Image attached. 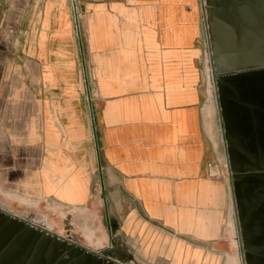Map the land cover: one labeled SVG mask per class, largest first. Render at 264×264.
<instances>
[{
	"label": "crops",
	"instance_id": "1",
	"mask_svg": "<svg viewBox=\"0 0 264 264\" xmlns=\"http://www.w3.org/2000/svg\"><path fill=\"white\" fill-rule=\"evenodd\" d=\"M75 6L79 37L71 0H0L14 29L0 50V193L76 214L100 205L140 263L208 264L231 202L200 1Z\"/></svg>",
	"mask_w": 264,
	"mask_h": 264
},
{
	"label": "rangeland",
	"instance_id": "2",
	"mask_svg": "<svg viewBox=\"0 0 264 264\" xmlns=\"http://www.w3.org/2000/svg\"><path fill=\"white\" fill-rule=\"evenodd\" d=\"M4 13L8 17L11 14L7 15L6 11ZM77 28L79 31V25ZM13 31L12 25L0 23V40H2L0 41V50L6 47V36L12 34ZM206 54L207 49L205 66L209 100L208 114L214 124L217 156L223 180L227 183L225 157L219 135L218 117ZM233 86L234 81L232 79L224 81L221 88V102L226 117V134L231 165L237 177H241L248 171L264 168V127L252 126L247 131L242 129L243 123L236 113L235 100L244 98V95L231 90ZM247 102L257 107H264V104L255 100ZM236 193L244 246L249 253V255L246 254V259L247 263L250 264L255 261L253 259L254 254L264 255V237H262L264 224L260 219L261 213H264V174L243 176L236 184ZM0 208L15 215L26 217L34 223L44 225L63 237H72L78 243L94 248V250L105 249L108 257L122 264H149L138 262L134 259L133 254L119 249L113 240L108 242L106 224L100 205L95 206L91 212L84 211L76 214L71 209H64L52 203L29 202L0 193ZM208 264H240L231 205L227 212L218 256L210 260Z\"/></svg>",
	"mask_w": 264,
	"mask_h": 264
},
{
	"label": "water",
	"instance_id": "3",
	"mask_svg": "<svg viewBox=\"0 0 264 264\" xmlns=\"http://www.w3.org/2000/svg\"><path fill=\"white\" fill-rule=\"evenodd\" d=\"M206 36L208 63L213 87L219 130L225 157L226 179L234 220L237 253L240 264H247L242 225L237 204L236 184L243 176L264 174V168L248 171L237 177L231 165L226 134L225 113L221 102L222 85L226 79L234 81L231 90L244 95L236 99V113L243 123L242 129H251L250 121L257 122L260 117L264 122V107H257L247 101L255 100L264 104V0H199ZM251 122V123H252ZM6 217L33 226L82 249L89 255L122 264L106 255V250H93L75 239L63 237L45 226L33 223L26 217L17 216L0 208ZM108 242L111 239L108 219L105 217Z\"/></svg>",
	"mask_w": 264,
	"mask_h": 264
},
{
	"label": "flooded vegetation",
	"instance_id": "4",
	"mask_svg": "<svg viewBox=\"0 0 264 264\" xmlns=\"http://www.w3.org/2000/svg\"><path fill=\"white\" fill-rule=\"evenodd\" d=\"M256 121L255 123L250 121L251 128L252 126L264 127V122H262V119L260 120V117ZM260 216L264 224V213L262 212ZM262 237H264V231ZM92 249L94 250V248ZM246 254L249 255L248 252ZM253 259L255 261L250 264H262L264 255L256 253ZM0 264L114 263L89 255L70 242L53 237L48 233L35 229L33 226L23 224L13 217H6L0 213Z\"/></svg>",
	"mask_w": 264,
	"mask_h": 264
},
{
	"label": "built area",
	"instance_id": "5",
	"mask_svg": "<svg viewBox=\"0 0 264 264\" xmlns=\"http://www.w3.org/2000/svg\"><path fill=\"white\" fill-rule=\"evenodd\" d=\"M71 5H72V15H73V20H74V24H75V33L76 36L79 37V31H78V21H79V14L77 12L76 6H75V0H71Z\"/></svg>",
	"mask_w": 264,
	"mask_h": 264
},
{
	"label": "bare ground",
	"instance_id": "6",
	"mask_svg": "<svg viewBox=\"0 0 264 264\" xmlns=\"http://www.w3.org/2000/svg\"><path fill=\"white\" fill-rule=\"evenodd\" d=\"M207 56H208V54H207ZM69 238H71V239H73L72 237H69ZM88 247V246H87ZM90 248V247H89ZM92 249V248H91Z\"/></svg>",
	"mask_w": 264,
	"mask_h": 264
}]
</instances>
